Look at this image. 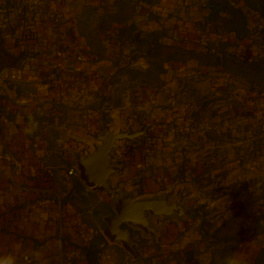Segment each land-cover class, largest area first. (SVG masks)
Wrapping results in <instances>:
<instances>
[{"label":"rangeland","instance_id":"obj_1","mask_svg":"<svg viewBox=\"0 0 264 264\" xmlns=\"http://www.w3.org/2000/svg\"><path fill=\"white\" fill-rule=\"evenodd\" d=\"M57 6L71 41L54 44L66 56L57 78L38 79L45 90L33 115L50 173L67 174L72 152L92 148L103 119L113 131L144 129L113 149L123 167L114 190L170 191L171 200L198 208L187 222L198 237L188 243L203 239L200 257L229 246L223 239L248 224L243 203L264 213V0Z\"/></svg>","mask_w":264,"mask_h":264},{"label":"crops","instance_id":"obj_2","mask_svg":"<svg viewBox=\"0 0 264 264\" xmlns=\"http://www.w3.org/2000/svg\"><path fill=\"white\" fill-rule=\"evenodd\" d=\"M20 2L0 0V46L8 57L7 66L0 65V145L11 151L19 163L17 169L12 163L0 165V262L62 264L64 251L78 241L77 219L92 228L96 225L97 235L89 244H97L99 248L105 239L102 233L104 224L101 225L91 214L92 208L86 209L85 219L80 212L83 205L79 198L71 201V197L77 195V189L82 187L85 195L94 192L98 201L108 203L112 212L113 204L109 193L92 191L78 175H68L63 170L50 173L44 161L46 149L43 140L35 134L33 115L40 111L36 100L44 92L45 84L37 81L46 74L50 78L58 77L59 69L48 72L50 62L56 60L54 44L70 43L71 39L65 32L67 25L61 21L56 23L49 10L24 16ZM111 184L113 192L118 193ZM121 191H133L136 198L159 196L138 193L134 186ZM104 215L113 216L114 212L112 215L101 214L102 222ZM151 221L158 229L155 241L141 231L129 228L137 258L127 253L118 242L105 239L99 248L97 263H208V256H199L202 253L198 243L203 240L200 231L201 239H196L194 245L188 243L198 237H194L187 218L177 220L156 216ZM262 246L264 234L244 239L235 251L232 264H251ZM25 255L29 256V262L23 259Z\"/></svg>","mask_w":264,"mask_h":264},{"label":"water","instance_id":"obj_3","mask_svg":"<svg viewBox=\"0 0 264 264\" xmlns=\"http://www.w3.org/2000/svg\"><path fill=\"white\" fill-rule=\"evenodd\" d=\"M8 64V57L0 46V65ZM144 134V129L113 131L107 119L101 121V130L94 136L92 148L85 154L72 152L79 180L92 191L106 192L111 195L113 216H102L103 236L110 242H118L134 258L129 228L141 231L143 235L156 240L158 229L152 224V217L162 216L183 220L196 214L198 208H188L170 199V191L162 195L136 198L133 191L114 193L112 177L123 171V167L113 162V149L117 141H134ZM103 239L99 248L104 244Z\"/></svg>","mask_w":264,"mask_h":264},{"label":"built area","instance_id":"obj_4","mask_svg":"<svg viewBox=\"0 0 264 264\" xmlns=\"http://www.w3.org/2000/svg\"><path fill=\"white\" fill-rule=\"evenodd\" d=\"M64 0H21L20 4L23 8V15L29 16L33 14V12L42 14L44 10H49L52 14V17L56 23H60L61 21V11L59 10L57 3ZM228 41L231 43H236L237 41L233 36H228ZM65 48H55L53 50V56H55L56 60L50 62L49 68L51 69H59L62 65V60L66 56ZM82 55L78 54L77 59H82ZM251 60V58H249ZM5 163H12L16 169L19 167L18 160L15 155L9 151L4 149L2 145H0V165ZM68 175H76L77 170L75 167H70L67 170ZM77 238L78 241L75 245H71L64 251L63 257L64 262L62 264H87L85 261V251L84 248L87 244L97 235V230L89 227L85 222L81 219H77ZM23 259L27 262L30 261L28 255H25ZM0 264H2L0 262Z\"/></svg>","mask_w":264,"mask_h":264},{"label":"trees","instance_id":"obj_5","mask_svg":"<svg viewBox=\"0 0 264 264\" xmlns=\"http://www.w3.org/2000/svg\"><path fill=\"white\" fill-rule=\"evenodd\" d=\"M81 188L77 189V195L71 197V201L75 202V200L73 199L80 197L79 193H82ZM80 198L81 199H79V202H81L83 205L80 207V212L84 216L86 213L84 211H86V209H89L88 208L89 198H92V200L96 199V195L94 192L89 191L87 195H85L84 197H80ZM240 209L245 211L244 215L245 214L246 215L243 218V221L244 222L248 221L247 226L244 227L243 224L240 225L238 222V226H240V232L237 233L236 235L234 234L229 237H225L223 241L226 243L231 241V244L229 246L224 245L222 247H219L217 250L214 249L209 257V261L207 264H231V261L233 259L231 253H233L238 248L240 243L244 240L242 235L245 232L251 231L252 234H264V213L263 212H251L248 210L249 208L247 204H244V203ZM91 214L101 223V225H103L104 222L101 221L100 215L101 214L112 215L113 212L110 206L108 205V203H104V202L97 200L96 204L92 206ZM100 250L101 249L97 248V244H93V243L87 244L86 247L84 248L86 263L87 264H98L97 254L100 252ZM254 264H264V246H262L259 249L258 254L256 256V261Z\"/></svg>","mask_w":264,"mask_h":264},{"label":"clouds","instance_id":"obj_6","mask_svg":"<svg viewBox=\"0 0 264 264\" xmlns=\"http://www.w3.org/2000/svg\"><path fill=\"white\" fill-rule=\"evenodd\" d=\"M7 264H13V262H12L11 260H9V261L7 262Z\"/></svg>","mask_w":264,"mask_h":264}]
</instances>
